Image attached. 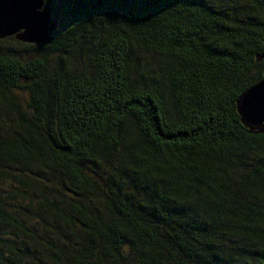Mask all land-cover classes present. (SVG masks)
Masks as SVG:
<instances>
[{
	"label": "trees",
	"instance_id": "trees-1",
	"mask_svg": "<svg viewBox=\"0 0 264 264\" xmlns=\"http://www.w3.org/2000/svg\"><path fill=\"white\" fill-rule=\"evenodd\" d=\"M45 8L0 38V264H264V0Z\"/></svg>",
	"mask_w": 264,
	"mask_h": 264
},
{
	"label": "water",
	"instance_id": "water-1",
	"mask_svg": "<svg viewBox=\"0 0 264 264\" xmlns=\"http://www.w3.org/2000/svg\"><path fill=\"white\" fill-rule=\"evenodd\" d=\"M59 27L45 0H0V38L15 35L27 43H45ZM258 59H264V51ZM245 98L248 102L242 104ZM236 107L249 129L264 131V69L262 79L240 94Z\"/></svg>",
	"mask_w": 264,
	"mask_h": 264
},
{
	"label": "snow or ice",
	"instance_id": "snow-or-ice-1",
	"mask_svg": "<svg viewBox=\"0 0 264 264\" xmlns=\"http://www.w3.org/2000/svg\"><path fill=\"white\" fill-rule=\"evenodd\" d=\"M248 102L247 98H245L243 101H242V104H246Z\"/></svg>",
	"mask_w": 264,
	"mask_h": 264
},
{
	"label": "rangeland",
	"instance_id": "rangeland-1",
	"mask_svg": "<svg viewBox=\"0 0 264 264\" xmlns=\"http://www.w3.org/2000/svg\"><path fill=\"white\" fill-rule=\"evenodd\" d=\"M52 11V10H51ZM53 13V12H52ZM33 55H34V53H33Z\"/></svg>",
	"mask_w": 264,
	"mask_h": 264
}]
</instances>
